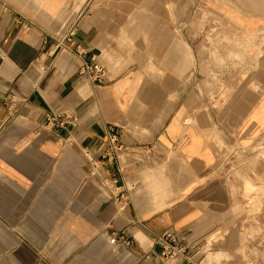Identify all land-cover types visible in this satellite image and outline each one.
Instances as JSON below:
<instances>
[{
  "label": "crops",
  "instance_id": "crops-1",
  "mask_svg": "<svg viewBox=\"0 0 264 264\" xmlns=\"http://www.w3.org/2000/svg\"><path fill=\"white\" fill-rule=\"evenodd\" d=\"M197 6L226 35L264 33V0H0V264L254 263L217 164L221 141L264 127V44L246 65L200 66L184 32ZM91 57L101 83L78 72ZM108 124L123 172L101 160ZM166 229L187 257L159 256ZM121 232L129 244L109 243Z\"/></svg>",
  "mask_w": 264,
  "mask_h": 264
},
{
  "label": "rangeland",
  "instance_id": "rangeland-1",
  "mask_svg": "<svg viewBox=\"0 0 264 264\" xmlns=\"http://www.w3.org/2000/svg\"><path fill=\"white\" fill-rule=\"evenodd\" d=\"M191 11L184 32L199 52L196 58L200 66L205 64L204 58L207 63L229 60L243 66L247 56L258 59L263 53L262 28L256 29L261 36L256 39L245 36L240 25L226 35L231 26L223 15L201 6ZM217 170L227 181L233 198V235L240 245L237 254L252 256L253 264H264V127L246 147L221 141Z\"/></svg>",
  "mask_w": 264,
  "mask_h": 264
},
{
  "label": "built area",
  "instance_id": "built-area-1",
  "mask_svg": "<svg viewBox=\"0 0 264 264\" xmlns=\"http://www.w3.org/2000/svg\"><path fill=\"white\" fill-rule=\"evenodd\" d=\"M72 29L69 31L65 39L67 41L71 40L69 35L71 34ZM70 44L65 43L62 39L57 40L55 46L57 48H70ZM80 75L85 76L91 83H101L103 82V75L105 73V66L94 60L93 57L90 59H83L79 70ZM106 137H107V147L101 154V160L108 164L116 165L118 171L123 172L124 169V158L123 151L124 146L123 142L120 139L118 127L114 124H108L106 128ZM116 200L124 203L127 202V195L119 192L116 195ZM186 236L178 234L175 231L166 229L161 232L158 236L155 237V243L160 246L159 256L162 259L167 261H172L176 257H187L186 254ZM109 243L111 244H124L127 245L130 243V239L123 233H113L109 236Z\"/></svg>",
  "mask_w": 264,
  "mask_h": 264
}]
</instances>
